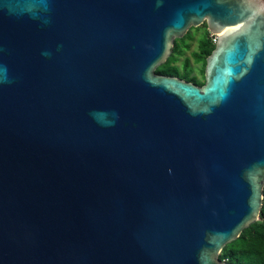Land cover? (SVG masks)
Masks as SVG:
<instances>
[{"label":"water","instance_id":"95a60500","mask_svg":"<svg viewBox=\"0 0 264 264\" xmlns=\"http://www.w3.org/2000/svg\"><path fill=\"white\" fill-rule=\"evenodd\" d=\"M263 199L264 0H0V264H229Z\"/></svg>","mask_w":264,"mask_h":264},{"label":"trees","instance_id":"16d2710c","mask_svg":"<svg viewBox=\"0 0 264 264\" xmlns=\"http://www.w3.org/2000/svg\"><path fill=\"white\" fill-rule=\"evenodd\" d=\"M206 28V35L199 39L198 51L193 53L196 64L202 63L201 73L203 80L200 81L196 76H192L190 60L187 58L180 68L178 62L186 50L190 49V41L194 38L193 30L200 31L201 27L192 28L183 38L176 39L172 48L171 55L167 61L156 69V73L166 76H175L185 81L202 86L204 80V69L207 57L215 49V42ZM221 260L229 264H264V199L260 212L259 220L246 228L238 239L228 244L220 256Z\"/></svg>","mask_w":264,"mask_h":264},{"label":"rangeland","instance_id":"374dc122","mask_svg":"<svg viewBox=\"0 0 264 264\" xmlns=\"http://www.w3.org/2000/svg\"><path fill=\"white\" fill-rule=\"evenodd\" d=\"M204 25H201V30L196 31L193 30L192 34L194 35V38L190 41V49L186 50L184 54L180 57L179 62H178V67H182L183 64L185 63V60L188 58L190 60V68L192 69V76H196L200 81L203 80V76L201 73L202 69V63L196 64L193 58V53L198 51V45H199V39L203 36L206 35V28L204 29ZM192 29V27L189 29V31ZM188 31V32H189ZM211 37V35H210ZM213 38V37H212ZM215 39V38H213Z\"/></svg>","mask_w":264,"mask_h":264},{"label":"built area","instance_id":"2783aa9c","mask_svg":"<svg viewBox=\"0 0 264 264\" xmlns=\"http://www.w3.org/2000/svg\"><path fill=\"white\" fill-rule=\"evenodd\" d=\"M211 37L215 38V39H213V38H212V39H213V41L215 42V41H216V37H215V36H211Z\"/></svg>","mask_w":264,"mask_h":264},{"label":"clouds","instance_id":"9594fccd","mask_svg":"<svg viewBox=\"0 0 264 264\" xmlns=\"http://www.w3.org/2000/svg\"><path fill=\"white\" fill-rule=\"evenodd\" d=\"M212 36V35H211Z\"/></svg>","mask_w":264,"mask_h":264}]
</instances>
